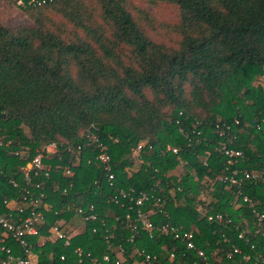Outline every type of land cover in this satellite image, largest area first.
Masks as SVG:
<instances>
[{
	"label": "trees",
	"instance_id": "obj_1",
	"mask_svg": "<svg viewBox=\"0 0 264 264\" xmlns=\"http://www.w3.org/2000/svg\"><path fill=\"white\" fill-rule=\"evenodd\" d=\"M142 1L177 7L176 43L151 38L149 12L136 8L135 16L129 0H14L31 22H0V215L14 222L18 207L43 212L29 237L37 264H93L104 255V264H146L142 249L160 264L171 253L172 264H224L227 252L229 264L260 261L264 185L243 184L245 203L217 176L229 164L222 145L243 151L239 168L264 167V131L250 126L264 117V84H253L264 76V0ZM86 133L106 146L112 182ZM49 143L57 147L43 161L49 175L30 169L26 177L23 167ZM139 145L143 162L135 164ZM130 188L160 196L142 207L150 220L192 232L207 260L173 235L140 229L132 237L124 214L133 203L109 199ZM203 188L210 198L196 200ZM87 203L94 221L73 209ZM215 213L224 219L207 218Z\"/></svg>",
	"mask_w": 264,
	"mask_h": 264
},
{
	"label": "built area",
	"instance_id": "obj_2",
	"mask_svg": "<svg viewBox=\"0 0 264 264\" xmlns=\"http://www.w3.org/2000/svg\"><path fill=\"white\" fill-rule=\"evenodd\" d=\"M43 1V0H42ZM235 123H238L235 121ZM250 126L259 131H264V117L258 118L256 120H251ZM216 127L219 129V125ZM228 128V126H227ZM224 131L220 130L219 133L222 134ZM84 138L87 139L88 143H96L98 148L97 159L100 163L103 164L105 171L108 173V180L112 182L114 175L111 172V160L110 156L107 152L106 146L99 142L96 135L92 133H86ZM80 148V146H79ZM141 146L132 149L133 158L136 162L142 163L143 156L140 151ZM224 155L227 157L229 164L225 166V172L219 174L217 178L222 183H228L236 188V192L240 195L241 200L245 203H251L252 199L243 194L242 186L245 183H259L264 185V167L261 170L248 171L237 166L241 160L244 159V153L242 150L228 148L225 145L219 147ZM57 147L54 143H49L41 148L36 149L34 155L31 160L23 167V173L27 177L30 169H34L36 172L43 170V161L46 157L47 153H56ZM207 153V152H206ZM50 167H46L43 170L45 176H48L50 173ZM66 175H73V170L70 168H66L64 170ZM66 191L65 188H63ZM40 197L43 196V193H40ZM110 201L114 204H118L123 206L124 199H128L129 202H132L133 205H128L129 207L126 209L124 214V218L126 220L127 227L132 231V237L137 236L140 229L145 230L148 233L149 237H152L155 231H159L163 234L173 235L174 238L182 239L186 242V247L190 250L196 252L197 256L202 260H207L204 251L198 248L193 241V233L186 230H181L178 227H174L168 224L155 225L148 217V213L143 210V206L153 200L155 202H162V198L160 196H154L153 194H149L147 192H140L138 194L130 188L127 190H120L118 193H114L109 197ZM73 209L76 213L84 215L85 220L94 221L97 219V215L94 212V205L91 203L82 204L73 206ZM12 215L9 213L8 215H0V264H37V256L31 248L29 237L37 232V225L44 220V214L40 210L31 209L27 214L23 207L17 208V213L15 216V221L12 222L10 217ZM207 218L209 220L221 221L224 219V215L221 213L208 214ZM227 221H230V218H227ZM95 231V228H93ZM52 232L58 238H65V234L61 232L57 225L52 228ZM242 234H239L241 237ZM12 239L15 241L19 247L22 249L21 253H15L13 248L8 245V240ZM65 244H68V241H65ZM253 247V244H251ZM78 255L82 254L81 248H76ZM235 252H240V248H234ZM137 255L141 256L143 262L146 264H160L158 263V256L156 254H151L149 252H145L143 249L137 251ZM226 261L224 264H229V260L232 258V253L227 252ZM260 256V255H259ZM63 259V256L61 257ZM244 260L249 259V255H243ZM108 257L103 256L102 260H98L93 264H104L103 261H107ZM174 261V253H171L169 259H165L161 264H172ZM118 263V262H116ZM193 264H197V261H193ZM252 264H264V258L261 260H255Z\"/></svg>",
	"mask_w": 264,
	"mask_h": 264
},
{
	"label": "rangeland",
	"instance_id": "obj_3",
	"mask_svg": "<svg viewBox=\"0 0 264 264\" xmlns=\"http://www.w3.org/2000/svg\"><path fill=\"white\" fill-rule=\"evenodd\" d=\"M132 6L131 11L136 16V8L143 9L149 12L151 20L144 22V27L149 36L156 41H162L167 44H174L177 41L178 36L172 29V25L178 20V9L172 3L161 2L157 6H151L147 1L142 0H129ZM0 22L7 26H16L19 24H29L31 22L29 16L23 9L17 7L14 0H0ZM150 23V25H148ZM254 86L257 84H264V76H258L254 82ZM149 94V93H148ZM150 96V95H149ZM198 112V109H197ZM131 159L138 164L130 154ZM171 173L178 174L179 169L171 171ZM206 184V183H204ZM211 182L208 183L210 187ZM201 190L200 195L196 196V200H203L204 198H210L209 192L211 189ZM204 191V192H203ZM203 193V195H202ZM202 195V196H201Z\"/></svg>",
	"mask_w": 264,
	"mask_h": 264
}]
</instances>
